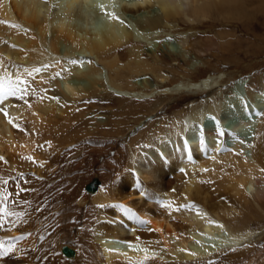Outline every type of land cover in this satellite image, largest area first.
Listing matches in <instances>:
<instances>
[{
    "label": "bare ground",
    "instance_id": "bare-ground-1",
    "mask_svg": "<svg viewBox=\"0 0 264 264\" xmlns=\"http://www.w3.org/2000/svg\"><path fill=\"white\" fill-rule=\"evenodd\" d=\"M116 1H121L124 14L133 15L139 32L122 22L121 12L113 8ZM238 2L0 0V78L22 90L0 98V108L8 112L7 117L0 112V156L4 157L0 177L9 180L6 187L13 192L7 203L11 212L27 213L20 200L25 194L19 190L35 179L25 172L41 174L48 168L37 158L39 140L58 136L65 144L63 134L83 118L86 99L97 93V87L145 97L131 102L139 108L136 113L147 114L170 98L151 99L148 93L152 95L154 88L164 94L208 89L206 96L188 100L193 101L190 107L138 132L145 141L135 146L137 138L131 140L130 165L124 175L108 189L102 182L94 193L87 192L98 211L92 255H80L68 213L57 214L60 227H41L37 233L32 222L27 229L9 216L3 218L0 243L14 248L8 256H0V264H218L223 255L247 258L244 264H264V251L249 259L252 244L264 234V75L240 78L225 90L223 84L236 74L227 72L217 78L221 88L210 89L215 78L195 77L200 68L216 69L203 56L214 43L206 51L198 46L200 39L188 42L186 49L200 59L193 68L192 60L179 52L158 46L148 54L140 43L176 22L195 35L198 25L188 22L202 23L220 9V15H229ZM92 59L106 68L108 79ZM143 74L158 82L150 78L142 85L133 82ZM179 82L185 84L174 88ZM242 96L251 102L246 111ZM203 98L207 102H198ZM95 101L92 108H111V100ZM144 115H134L133 125ZM233 116L236 121L228 123ZM130 124L117 133L131 129ZM221 130L225 135H219ZM0 187H5L2 180ZM48 253L59 256L47 259Z\"/></svg>",
    "mask_w": 264,
    "mask_h": 264
},
{
    "label": "rangeland",
    "instance_id": "rangeland-1",
    "mask_svg": "<svg viewBox=\"0 0 264 264\" xmlns=\"http://www.w3.org/2000/svg\"><path fill=\"white\" fill-rule=\"evenodd\" d=\"M113 8L121 12L123 17L121 20L124 24L132 25L131 27L139 32L133 15L128 16L123 13L121 1H116ZM236 8L237 10L230 11L229 15H220L221 9L214 11L216 13L213 12L211 18H206L202 23L188 22L190 25H198L194 36L190 28L183 26L182 22L171 23L170 29H166L168 32L160 29L148 39L140 42L144 46L143 51L151 54V51L155 52L156 47L161 46L165 52H168V49L179 52L187 60H192L190 67L193 68L194 64H200V59L192 54L191 50L186 49L188 42L191 39H200L198 46L206 51L214 43V46H211L212 50L203 56L207 55L208 62L214 64L217 70L208 67L200 68V73L195 77L202 80L203 77L206 78L211 75L212 78H215L216 80L213 79L209 83L211 84L210 87L214 85L210 89H220L222 83L217 78L221 76L224 78L227 72H235L236 74L226 83L227 86L223 84L226 87L225 90L233 88L235 83L241 80L240 78L250 80L257 75H264V0H239ZM92 60L97 67L103 69L108 79L106 68L96 59ZM232 60L233 62H231ZM237 70H245V72L243 71L244 73L241 74ZM177 77H181L180 79L183 80L182 76ZM146 78H150L152 83L158 82L151 75L145 76L144 74L135 77L133 82L142 85V80ZM181 83L183 82H179L173 87L177 88L185 84ZM154 89L152 95L148 93L151 99L165 95L170 96V98L163 102L162 106H159L160 108L154 109L155 112L147 114L136 113L135 109L138 107L131 102L134 100L141 101L145 97H140L131 91L120 93L110 86L97 87V93L86 99L87 105L84 109L83 118L69 126L68 132L63 134L65 144H60L58 136L48 138V140L47 138L42 141L39 140V144L35 146L39 152L37 158L39 157L38 159L46 163L48 168H45L41 174L35 170L25 172L27 176L35 179L27 188H21L24 191L19 190L22 192L21 194H25L20 200L26 205L27 213L23 217H13L12 222L19 225L23 224L22 226L25 228L32 222L33 231L36 230L37 233L41 227H45L46 230L50 227H60L57 214L68 213L70 214L68 218V224L71 226L70 233L75 246L80 250V255L83 258L88 257L86 254L92 255L93 244H95L92 232L98 219V211L93 203L92 195L86 191L88 184L97 180L100 185L104 182V188L108 189L129 169V157L132 153L129 148L131 140L137 138L135 146L144 144L145 138L138 137V132L146 130L151 123H158L162 118H170L184 108L190 107L193 101L188 100L196 96L202 98L206 96V91H208L205 89L197 92H178L181 93L179 95L177 92L167 93L166 90L164 94V90ZM118 98L124 99L120 101ZM99 99L111 100V108H92L91 103H95L97 102L95 100ZM242 99L243 109L246 111L251 102L245 101L243 96ZM203 100L207 102L206 98L198 102ZM166 111L170 113L166 115ZM134 115L135 117L144 115V119L139 124L133 125ZM233 117L228 119V123L236 121L235 116ZM125 123H131V129L118 134L117 130L122 128ZM57 133L61 136L62 130ZM7 188L10 190L9 187ZM249 217L250 215H248ZM255 225H258V221L255 222ZM42 242H38L37 245L41 246ZM252 245L254 251L249 252V259L253 258L257 251H264V234L263 239H257ZM46 250L47 248H43V252ZM58 256V253H48L47 259L56 260ZM261 256L264 258V253ZM224 257L225 255L219 258L218 264H244L247 261V258L241 260V258L228 259L225 257L224 259ZM76 264L81 263L77 261Z\"/></svg>",
    "mask_w": 264,
    "mask_h": 264
},
{
    "label": "snow or ice",
    "instance_id": "snow-or-ice-1",
    "mask_svg": "<svg viewBox=\"0 0 264 264\" xmlns=\"http://www.w3.org/2000/svg\"><path fill=\"white\" fill-rule=\"evenodd\" d=\"M73 64H76L77 61H72ZM36 71H40V69H36ZM59 75V73H57ZM22 91L18 87H13L12 82L10 80H7L6 78H0V98L7 97V96H16L17 92ZM22 98V97H21ZM0 112H4V115L7 117L8 112L5 111L3 108H0ZM10 123H13V121H10ZM16 127H19V125H15ZM219 135L223 136L225 135L224 131L221 130ZM29 159H32L31 157ZM4 157L0 156V161H3ZM0 180H2L3 185L5 187H0V227L4 226V219L9 216H20L23 217L24 213H15L11 212L7 209V203L9 202V198L13 196V192L9 191L6 187L9 183V180L3 179L0 177ZM21 191H24V189H21ZM15 203V201H12ZM119 207L123 208V205H118ZM187 207V206H185ZM126 211H130V209H125ZM14 246L9 245L8 247H4L2 243H0V256H8L9 253L13 250Z\"/></svg>",
    "mask_w": 264,
    "mask_h": 264
},
{
    "label": "water",
    "instance_id": "water-1",
    "mask_svg": "<svg viewBox=\"0 0 264 264\" xmlns=\"http://www.w3.org/2000/svg\"><path fill=\"white\" fill-rule=\"evenodd\" d=\"M98 184L99 181L94 180L91 184L86 187V191L89 193H94L98 189Z\"/></svg>",
    "mask_w": 264,
    "mask_h": 264
}]
</instances>
